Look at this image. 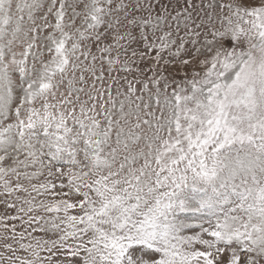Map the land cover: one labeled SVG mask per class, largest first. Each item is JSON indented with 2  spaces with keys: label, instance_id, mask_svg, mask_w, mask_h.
<instances>
[{
  "label": "snow or ice",
  "instance_id": "snow-or-ice-1",
  "mask_svg": "<svg viewBox=\"0 0 264 264\" xmlns=\"http://www.w3.org/2000/svg\"><path fill=\"white\" fill-rule=\"evenodd\" d=\"M0 264H264V0H0Z\"/></svg>",
  "mask_w": 264,
  "mask_h": 264
},
{
  "label": "rangeland",
  "instance_id": "rangeland-1",
  "mask_svg": "<svg viewBox=\"0 0 264 264\" xmlns=\"http://www.w3.org/2000/svg\"><path fill=\"white\" fill-rule=\"evenodd\" d=\"M3 211H4V206L0 205V212H3Z\"/></svg>",
  "mask_w": 264,
  "mask_h": 264
}]
</instances>
